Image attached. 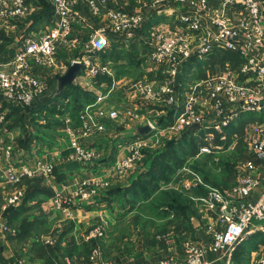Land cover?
Here are the masks:
<instances>
[{"label": "crops", "instance_id": "obj_1", "mask_svg": "<svg viewBox=\"0 0 264 264\" xmlns=\"http://www.w3.org/2000/svg\"><path fill=\"white\" fill-rule=\"evenodd\" d=\"M31 1L35 7L24 19L15 21L16 31L0 27V53L4 59L12 55L27 35L42 33L54 27L56 17L50 0ZM111 1L128 11L143 13L145 20L141 32L133 40L123 38L116 42L114 39L103 53L106 55L105 58L102 56V60L107 72L92 78L84 72L83 67H74L81 55L80 50L60 51L52 72L39 69L42 76L50 80V89L45 96L35 100L30 110L8 100L1 102L7 113V130L2 132L0 126V139L8 136L18 151L0 163V197L14 189V185L5 179L7 165L34 167L38 161L52 163L54 170L46 179L24 178L15 186L24 190V198L11 219H5L10 230L7 231L0 224V264H16L18 259H25L28 264H158L171 256L183 258L182 245L188 239L196 240L206 247L203 256L206 264H259L264 258V220L254 221L236 245L223 251H214L211 248L213 234L225 227L221 222L220 207L218 204L208 206L185 199L188 196L190 199L201 196L199 190L204 191V196L207 194L205 187L194 188L189 192L178 188V183L193 180L189 171H183L185 165L175 168L167 185L170 186L175 180L173 188L184 197L179 198L178 202L172 201L170 195L159 192L148 198L152 200L144 204L147 206L141 207L139 202L143 195L128 190L135 181L149 173L152 159H148L147 153L160 152L170 142H181L185 135L184 132L170 139L162 134L156 150H145L142 159L131 169L122 173L118 167V162L129 155L128 142L140 136L138 131L143 127L135 118H126L125 112L133 110L148 117L156 114L154 107L140 105L132 88L134 83L141 80L160 81L164 78V73L148 59L153 42L149 32L156 28L169 34L180 28L182 23L179 15L185 9L183 4L175 0H166L164 4L157 5L154 0ZM211 5L220 17L228 21L238 20L239 11L222 7L214 1ZM82 14L89 19L87 11ZM90 24L95 26L93 21ZM81 30L84 36L90 34L87 28ZM238 40L236 52L215 50L202 60L193 57L185 63L178 79L182 84L181 91L192 88L195 83L212 74L234 75L239 81L245 82L246 77L240 75L238 70L248 55L245 56L244 38ZM254 53L264 61V47L255 49ZM133 70L139 71L142 76L130 79L125 72ZM144 74H148L149 79ZM69 88L90 93L93 98L90 96V100H85L79 97V100L71 103L74 107L67 110L66 104L62 103H67L69 98L59 97ZM118 92L121 95L118 96ZM180 95L178 90L176 97L180 98ZM44 99L45 102L41 103ZM55 104H58L57 112L53 109ZM10 105H16L19 109L12 111ZM62 109L67 111L60 114ZM100 110H118L121 118L105 120L103 132H96L82 140L83 145L98 156L86 163L79 162L73 158L66 121L69 120L70 127L80 130L85 123L95 125ZM179 111L181 106L177 104L166 110L159 117L160 124L169 123ZM50 116L56 118L54 126L46 127L44 120L40 122L44 129L36 126V122L49 120ZM257 119L264 123V114L258 118L247 114L238 116L226 129L227 137L223 140L218 136L216 139V145L220 148L215 149V153L221 149L229 152L223 155L222 163H198L197 168H191L190 171L201 178L204 175V183L238 200L240 196L235 192V187L245 174L246 162L253 160L257 165L261 164L246 142V133ZM6 132L9 134L6 135ZM211 155L206 154L208 157ZM92 177L108 186L89 200L73 198L80 181ZM262 190L264 183L247 197V201L255 203ZM58 195L71 199L69 204L58 207L55 202ZM103 219L106 222L104 238H88ZM50 239L53 240L52 244L48 243ZM96 248L99 249V255L92 259V252Z\"/></svg>", "mask_w": 264, "mask_h": 264}, {"label": "built area", "instance_id": "obj_2", "mask_svg": "<svg viewBox=\"0 0 264 264\" xmlns=\"http://www.w3.org/2000/svg\"><path fill=\"white\" fill-rule=\"evenodd\" d=\"M184 5L185 11L179 15L181 27L167 34L153 28L149 35L153 42L149 49L148 59L164 73L160 81L141 80L132 88L141 106L156 109L154 117L140 115L133 110L125 112L126 118H135L142 126H148L150 133L138 136L127 144L129 155L118 162L122 173L131 169L140 161L145 150H154L162 134L175 138L186 131L192 132L197 141L196 156L211 154L220 146L216 145L218 136L225 139L226 129L242 114L258 118L264 114V61L255 53L257 48L264 47V0H175ZM222 7L239 11L237 21H228L220 17L212 2ZM56 17L54 27L42 33L27 35L8 59L0 53V126L2 132L7 121V113L2 101L8 100L28 109L35 100L45 96L50 89V80L43 77L40 68L52 72L57 65L60 51L80 50L81 55L76 62L80 63L84 72L92 78L107 72L102 60V53L113 44V40L125 38L133 40L142 30L145 16L141 12L128 11L111 0H50ZM166 0H154V4H164ZM31 0H0V27L16 31L15 21L24 19L34 9ZM87 11L89 19L83 16ZM93 21L95 26L91 25ZM82 28L90 30L88 36L82 35ZM244 38L247 57L239 66V74L246 77L241 82L233 76L212 74L193 85L182 89L178 82L181 68L193 57L202 60L215 50L236 52L239 38ZM119 39V40H118ZM231 73V72H229ZM180 91V98L176 94ZM181 106L173 119L161 125L159 117L174 105ZM95 125L84 124L82 129L70 127L66 121V131L73 149V158L86 163L95 159L98 154L87 149L82 140L105 130V120L121 118L118 110H100ZM199 127L190 129L193 125ZM9 133L6 132V135ZM249 149L259 159L260 165L249 160L245 164V174L239 178L235 192L238 200L228 197L224 192L204 183L195 172L190 171L193 180L179 184V189L190 191L202 186L207 194L198 198L202 204L215 206L221 211V222L224 229L213 234L211 248L223 251L236 245L244 232L254 221L264 220V190L255 203H249V197L264 183V123L258 119L246 133ZM18 151L10 138L0 139V163ZM54 165L36 162L34 167H5L6 181L14 185V189L0 197V224L9 231L5 224L7 213L12 207L20 204L24 198V190L17 186L24 178L46 179L52 174ZM108 184L98 178H84L74 193L73 198L83 201L99 195ZM71 200V199H70ZM68 199L58 195L56 204L62 208L69 204ZM104 236V225H98L88 238ZM48 243L52 244L50 239ZM183 258L167 257L158 264H206L203 256L206 247L196 240L183 242ZM99 249L91 255L95 259ZM16 264H28L25 259H18ZM121 264V263H120ZM259 264H264V258Z\"/></svg>", "mask_w": 264, "mask_h": 264}, {"label": "trees", "instance_id": "obj_3", "mask_svg": "<svg viewBox=\"0 0 264 264\" xmlns=\"http://www.w3.org/2000/svg\"><path fill=\"white\" fill-rule=\"evenodd\" d=\"M102 56L104 58L106 57V55L103 53H102ZM72 88L67 89L59 97V99L69 98L67 103L63 102L62 104H70L71 105V103L75 102L76 99L79 100V97L80 98L83 97V98H85V100H90V96H91L90 93L85 94V92L83 93L81 91H73ZM43 102H45V99L41 103H43ZM55 102H57V101H55ZM41 103H40V105H41ZM62 104H60L59 106H61ZM57 107H58V104L56 105V107L53 108L55 112L58 111ZM66 107L69 108L70 106L66 105ZM30 109L31 108H28V110H30ZM61 113H65V110L62 109ZM163 124L166 125L167 123H163ZM180 141L181 142H179V143H176L175 141L168 143L166 148L160 152L154 151V152L147 153L148 159H152L149 173L144 178L140 177V179L135 181L131 185V187L128 189L129 191H131L135 194L143 195V199L139 203L148 202L149 201L148 198H150L153 194H157L159 192L170 195L171 197H173L172 201H175V202H178L179 198H184L182 193L178 192L175 189H168L167 191H160V189L164 185H166V186L168 185V181L170 180V175L174 172L175 168L183 166L186 163L187 157L190 155V153H193V152L197 153V151H198L199 145L197 144V141H195L192 138V132L191 131H186L183 139ZM199 187H202V186H198L195 188L197 189ZM193 189H191V190H193ZM185 192H189V191H185ZM198 193H200L201 196H199L197 198L191 197L193 200L190 199L189 196H188V198H185V199L191 200V201H193V203H194V201L201 202L198 200V198L204 196V191L199 190ZM18 208H19V205L16 207H12L8 211V213H7L8 220L11 219V216L16 212V210Z\"/></svg>", "mask_w": 264, "mask_h": 264}, {"label": "rangeland", "instance_id": "obj_4", "mask_svg": "<svg viewBox=\"0 0 264 264\" xmlns=\"http://www.w3.org/2000/svg\"><path fill=\"white\" fill-rule=\"evenodd\" d=\"M136 42H134L133 43V45L135 44ZM136 48V47H135ZM230 56L232 55V54H229ZM128 74V76H129V78L130 79H132L133 80V78L134 79H137V78H140L142 75V73H139V71H137V70H133V71H128V72H125V74ZM144 77L145 78H148V74H144ZM149 79V78H148ZM120 90H122V89H120ZM118 94V96L119 95H121V93L120 92H118L117 93ZM123 96V95H122ZM122 96H120V97H122ZM124 98V97H123ZM126 100V99H125ZM124 100V101H125ZM126 102H127V100H126ZM125 102V103H126ZM66 105H68V106H70L69 108L70 109H72L74 106H71V105H73V104H66ZM69 108L67 109V110H69ZM10 109L13 111V110H16L17 111V109H19L18 108V106H16V105H10ZM67 110H65V111H67ZM60 114H63V113H60ZM58 117H59V115H58ZM34 118H38V116H34ZM56 118L55 117H53V116H50V119L48 120V119H41V120H39V122H36V126H40L41 124H40V122L42 121V120H44L43 122H45L46 124H45V126L47 127L48 125H55L57 122H55L54 120H55ZM35 121H37L36 119H35ZM39 123V124H38ZM42 125H44V123H42ZM40 129H44L42 126H40ZM225 141H227V142H229V140H225ZM231 144V143H230ZM226 148V147H225ZM162 149V148H161ZM164 149V148H163ZM154 150H156V149H154ZM222 150V149H221ZM221 150H219V152L218 153H215L216 151L214 150V153H213V155H211L212 157H208V156H206V154H202V155H200V156H196V153L195 152H193V153H190V155L187 157V161H186V163L184 164L185 166V168H183V171H185V173L187 172L188 173V171L191 169V168H193V169H195V168H197V164L198 163H222V157H223V155H227V153H229V152H227V150L225 151V152H223V151H221ZM206 158H208V159H206ZM219 158H220V160H219ZM203 175V174H202ZM201 175V176H202ZM181 177V176H180ZM202 178L204 179V175L202 176ZM176 180L178 181L179 180V176H177V178H176ZM181 183V182H180ZM175 180L173 179L172 180V183L170 184V186H166V185H164L161 189H160V191H167L168 189H171V188H173V187H175ZM178 188H179V183H178ZM174 189V188H173ZM141 202V201H140ZM148 203H150V201L149 202H146V204H148ZM199 203H201V202H199ZM145 203H140V205L139 206H143ZM144 206H147V205H144ZM98 225H104V232H105V226H106V222H105V219H103L102 221H101V223L100 224H97V226ZM103 238H104V236H102ZM102 237H100V238H102Z\"/></svg>", "mask_w": 264, "mask_h": 264}, {"label": "water", "instance_id": "obj_5", "mask_svg": "<svg viewBox=\"0 0 264 264\" xmlns=\"http://www.w3.org/2000/svg\"><path fill=\"white\" fill-rule=\"evenodd\" d=\"M74 67H78V68H80V67H82V65L80 64V63H77L76 62V64H75V66ZM197 127H199V125H193V126H191L190 127V129H194V128H197ZM139 134L141 135V136H144V135H148L149 133H150V128L148 127V126H143V127H141L140 129H139Z\"/></svg>", "mask_w": 264, "mask_h": 264}]
</instances>
